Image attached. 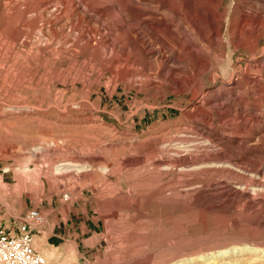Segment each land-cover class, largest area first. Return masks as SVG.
<instances>
[{
	"label": "rangeland",
	"instance_id": "374dc122",
	"mask_svg": "<svg viewBox=\"0 0 264 264\" xmlns=\"http://www.w3.org/2000/svg\"><path fill=\"white\" fill-rule=\"evenodd\" d=\"M263 17L0 0V226L49 264H264Z\"/></svg>",
	"mask_w": 264,
	"mask_h": 264
},
{
	"label": "built area",
	"instance_id": "2783aa9c",
	"mask_svg": "<svg viewBox=\"0 0 264 264\" xmlns=\"http://www.w3.org/2000/svg\"><path fill=\"white\" fill-rule=\"evenodd\" d=\"M30 217L38 221L42 219L38 210H32ZM0 264H49L34 247L30 224L0 226Z\"/></svg>",
	"mask_w": 264,
	"mask_h": 264
},
{
	"label": "bare ground",
	"instance_id": "6f19581e",
	"mask_svg": "<svg viewBox=\"0 0 264 264\" xmlns=\"http://www.w3.org/2000/svg\"><path fill=\"white\" fill-rule=\"evenodd\" d=\"M219 2V1H218ZM218 5H219V3H218ZM257 16H259L258 14H256ZM262 15V14H261ZM251 18V17H250ZM253 18V17H252ZM252 18H251V20H252ZM240 19V18H239ZM263 19H264V17H263ZM254 22V21H253ZM221 23V22H220ZM238 23H239V21H238ZM252 23V22H251ZM250 23V20L248 19V18H243L242 20H241V22H240V24L238 25V31H239V33H243L244 31H245V26L246 25H248V24H251ZM237 24V23H236ZM221 25V24H220ZM256 28L258 27V25L259 26H264V22L263 21H259V18H257L256 19ZM136 26V25H135ZM222 26V25H221ZM251 26H254V25H251ZM237 27V26H236ZM235 27V28H236ZM221 28V27H220ZM261 28V27H260ZM221 30V29H220ZM219 30V31H220ZM236 30V29H235ZM234 30V31H235ZM257 30V29H256ZM237 31V30H236ZM195 33V32H194ZM216 33H219L218 32V30H216ZM236 32H234L233 34H235ZM250 33H252V32H250ZM254 34V33H253ZM252 34V35H253ZM236 35H238V34H236ZM103 36V35H102ZM217 36H218V34H217ZM220 36V35H219ZM235 36V35H234ZM239 36V35H238ZM104 37V36H103ZM84 41V40H83ZM237 44V43H236ZM238 45H240V44H238ZM109 49L110 50H107V53L106 54H109L110 55V53H108V51H111V53L112 52H115L117 49H116V47L114 46V45H110V47H109ZM133 61H134V59H133ZM137 61V60H136ZM118 62V61H117ZM135 62V61H134ZM161 63H163L164 65H165V62L164 61H161ZM113 64V63H112ZM162 65H159L158 67H157V69L159 70V68L161 67ZM164 68H165V66H164ZM187 68V67H186ZM152 69H154V68H152ZM162 70H163V68H162ZM160 71V70H159ZM179 71H180V73L181 72H184V68H181V69H179ZM182 74H184V73H182ZM199 74V73H198ZM166 76V75H165ZM170 77V78H174V75H173V73H170V74H168L167 75V77ZM160 77V76H159ZM157 80V79H156ZM191 81V80H190ZM174 88V87H173ZM172 89V88H171ZM153 92V91H152ZM198 107V106H197Z\"/></svg>",
	"mask_w": 264,
	"mask_h": 264
},
{
	"label": "crops",
	"instance_id": "0c3cea01",
	"mask_svg": "<svg viewBox=\"0 0 264 264\" xmlns=\"http://www.w3.org/2000/svg\"><path fill=\"white\" fill-rule=\"evenodd\" d=\"M31 226V229L33 230V227H32V225H30Z\"/></svg>",
	"mask_w": 264,
	"mask_h": 264
}]
</instances>
